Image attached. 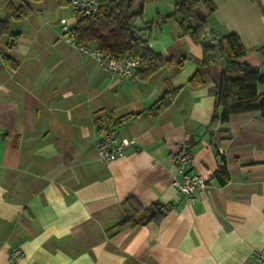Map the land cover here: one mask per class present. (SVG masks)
<instances>
[{
  "label": "crops",
  "instance_id": "0c3cea01",
  "mask_svg": "<svg viewBox=\"0 0 264 264\" xmlns=\"http://www.w3.org/2000/svg\"><path fill=\"white\" fill-rule=\"evenodd\" d=\"M10 1L32 10L0 33V264H253L264 241V116L233 114L209 134L222 57L203 63L181 15L156 23L178 0H138L148 48L172 60L147 80L118 77L64 42L60 26L74 17L57 0ZM212 3L208 32L237 33L240 60L264 71V0ZM167 85L179 90L153 114ZM99 120L131 140L108 163L93 145ZM183 150L206 179L193 202L174 184ZM222 158L223 185L213 177ZM130 196L166 204L163 219L114 228Z\"/></svg>",
  "mask_w": 264,
  "mask_h": 264
},
{
  "label": "trees",
  "instance_id": "16d2710c",
  "mask_svg": "<svg viewBox=\"0 0 264 264\" xmlns=\"http://www.w3.org/2000/svg\"><path fill=\"white\" fill-rule=\"evenodd\" d=\"M38 1V0H32ZM61 6H67V0H57ZM258 2V0H253ZM5 9V18L0 21V33L8 28V21L21 19L31 12V6L23 2L14 7L10 0H1ZM205 6L206 11L202 9ZM212 0H178L172 11L156 23L174 15H181V27L184 33L202 47L203 63H209L215 54L222 57V69L212 118L207 131L213 135L216 125L228 121L233 114L258 111L264 116V94L257 92L258 83L264 81V71L240 60L246 53L239 35L228 32L222 35L208 32L207 15L212 11ZM142 15V5L138 0H100L99 8L93 15L77 20L74 31L78 44L99 50L110 57L131 56L139 60L134 76L147 80L155 72L172 64V60L163 58L147 46L148 38L142 30L136 31L132 23ZM208 33L213 37L209 38ZM264 56V46L258 48ZM188 86L195 88L200 84L196 74L188 79ZM179 88L167 85L163 94L152 106L153 114L171 103ZM135 114L122 116L121 122ZM213 177L223 185L228 179L225 160L215 170ZM121 218L114 228H135L149 223H159L166 212V204L156 200L142 207L133 197H127L120 204Z\"/></svg>",
  "mask_w": 264,
  "mask_h": 264
},
{
  "label": "built area",
  "instance_id": "2783aa9c",
  "mask_svg": "<svg viewBox=\"0 0 264 264\" xmlns=\"http://www.w3.org/2000/svg\"><path fill=\"white\" fill-rule=\"evenodd\" d=\"M67 2L74 17V24L70 26L62 23L60 26V38L89 55L100 67L112 74L121 78L134 76L135 69L139 65L137 58L131 56L120 58L105 56L99 50L76 42L74 26L77 20L95 14L99 8L100 0H67ZM208 36L211 39L213 38L209 33ZM130 143L131 140L118 134L115 126H110L101 120L95 123L93 145L102 162L108 163L123 156L125 148ZM192 162V154L189 150H183L178 154L176 160L178 178L174 181L178 191L190 202L194 201L195 190L206 182V179L201 174L192 171ZM16 255H19V250L11 252V257ZM253 264H264V241H262L261 248L254 256Z\"/></svg>",
  "mask_w": 264,
  "mask_h": 264
},
{
  "label": "water",
  "instance_id": "95a60500",
  "mask_svg": "<svg viewBox=\"0 0 264 264\" xmlns=\"http://www.w3.org/2000/svg\"><path fill=\"white\" fill-rule=\"evenodd\" d=\"M132 26L136 31H141L147 27V25L143 24L140 17H136V19L132 23Z\"/></svg>",
  "mask_w": 264,
  "mask_h": 264
},
{
  "label": "rangeland",
  "instance_id": "374dc122",
  "mask_svg": "<svg viewBox=\"0 0 264 264\" xmlns=\"http://www.w3.org/2000/svg\"><path fill=\"white\" fill-rule=\"evenodd\" d=\"M67 7L69 8V6L67 5ZM1 10V9H0Z\"/></svg>",
  "mask_w": 264,
  "mask_h": 264
}]
</instances>
